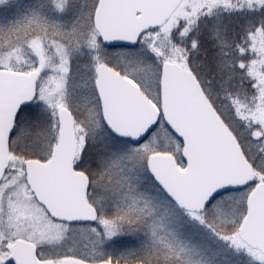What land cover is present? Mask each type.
Listing matches in <instances>:
<instances>
[{"label": "snow or ice", "instance_id": "obj_1", "mask_svg": "<svg viewBox=\"0 0 264 264\" xmlns=\"http://www.w3.org/2000/svg\"><path fill=\"white\" fill-rule=\"evenodd\" d=\"M0 264H264V0H0Z\"/></svg>", "mask_w": 264, "mask_h": 264}]
</instances>
